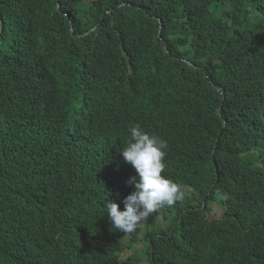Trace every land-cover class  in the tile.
Wrapping results in <instances>:
<instances>
[{"label":"trees","instance_id":"obj_1","mask_svg":"<svg viewBox=\"0 0 264 264\" xmlns=\"http://www.w3.org/2000/svg\"><path fill=\"white\" fill-rule=\"evenodd\" d=\"M0 20V264H264V0H0ZM137 125L185 195L123 233L105 203L134 191Z\"/></svg>","mask_w":264,"mask_h":264},{"label":"clouds","instance_id":"obj_2","mask_svg":"<svg viewBox=\"0 0 264 264\" xmlns=\"http://www.w3.org/2000/svg\"><path fill=\"white\" fill-rule=\"evenodd\" d=\"M129 131L130 140L121 153L136 172L126 181L134 186V191L124 198L123 210L113 200L105 203L113 228L123 233L134 232L152 213L163 206L174 205L185 195L180 185L162 175L166 168L167 142L139 125Z\"/></svg>","mask_w":264,"mask_h":264},{"label":"rangeland","instance_id":"obj_3","mask_svg":"<svg viewBox=\"0 0 264 264\" xmlns=\"http://www.w3.org/2000/svg\"><path fill=\"white\" fill-rule=\"evenodd\" d=\"M228 6V1H224V2H222L219 6H218V9H217V14H219L220 13V11L222 10V9H225L226 7ZM187 197L188 198H190L191 197V192H189V191H187L186 192V199H187ZM160 224L163 226V227H165V229L166 228H168V227H166L167 225H168V223L167 222H165V220H163V221H160ZM142 231H144L143 229L142 230H140V229H138L136 232H137V234H136V237H135V240L133 241V242H131L130 240H125V244L126 245H130L132 248L131 249H129V252H132L133 250H135V251H137V253L139 254L140 253V251H142V249L144 248V245H142L141 243H144V240H143V233H142ZM128 242H130V243H128ZM145 244V243H144ZM142 246V247H141Z\"/></svg>","mask_w":264,"mask_h":264},{"label":"water","instance_id":"obj_4","mask_svg":"<svg viewBox=\"0 0 264 264\" xmlns=\"http://www.w3.org/2000/svg\"><path fill=\"white\" fill-rule=\"evenodd\" d=\"M0 30H1V20H0ZM223 94H224V92H223ZM219 109H220V107H219ZM204 208V207H203Z\"/></svg>","mask_w":264,"mask_h":264}]
</instances>
